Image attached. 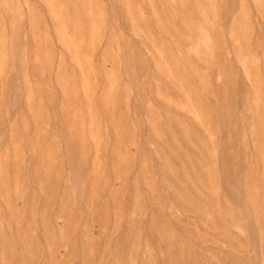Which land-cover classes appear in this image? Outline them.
Here are the masks:
<instances>
[{"label": "rangeland", "instance_id": "obj_1", "mask_svg": "<svg viewBox=\"0 0 264 264\" xmlns=\"http://www.w3.org/2000/svg\"><path fill=\"white\" fill-rule=\"evenodd\" d=\"M0 264H264V0H0Z\"/></svg>", "mask_w": 264, "mask_h": 264}]
</instances>
